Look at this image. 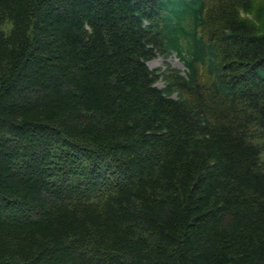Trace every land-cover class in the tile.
<instances>
[{
    "label": "trees",
    "instance_id": "trees-1",
    "mask_svg": "<svg viewBox=\"0 0 264 264\" xmlns=\"http://www.w3.org/2000/svg\"><path fill=\"white\" fill-rule=\"evenodd\" d=\"M263 152L264 5L0 0V264H264Z\"/></svg>",
    "mask_w": 264,
    "mask_h": 264
},
{
    "label": "rangeland",
    "instance_id": "rangeland-1",
    "mask_svg": "<svg viewBox=\"0 0 264 264\" xmlns=\"http://www.w3.org/2000/svg\"><path fill=\"white\" fill-rule=\"evenodd\" d=\"M243 2H253V3H257V4H260V5H264V0H243ZM222 5H226L225 3H221ZM209 8L211 9V6H209ZM222 8L223 6L219 7V8H215L213 9V16H217L219 18H221V15L222 13L220 14L219 12H222ZM240 14L245 16L246 18L248 17V14L247 12L245 13L244 11H240ZM209 17V16H208ZM212 23L214 24V21H212ZM221 24V22L219 23V25ZM210 27V22L208 21V26L206 27V30L207 28ZM148 66L152 69V70H157V69H160L161 72H164L166 71V69L168 68V66L171 67V69H177V70H180L182 71V75H184L185 73V67L184 65L180 62V60L178 59V57L176 55H172V56H169L167 59L163 58L162 56H159L158 58L150 61L148 63ZM204 83V79H203V82ZM158 87L160 88H164V83L163 82H159L158 84ZM255 143H260L261 142H255ZM261 163L263 165V168H264V152L262 154V158H261Z\"/></svg>",
    "mask_w": 264,
    "mask_h": 264
}]
</instances>
